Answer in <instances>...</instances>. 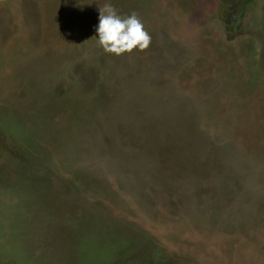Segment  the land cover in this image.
I'll list each match as a JSON object with an SVG mask.
<instances>
[{"label":"rangeland","instance_id":"374dc122","mask_svg":"<svg viewBox=\"0 0 264 264\" xmlns=\"http://www.w3.org/2000/svg\"><path fill=\"white\" fill-rule=\"evenodd\" d=\"M0 264H264V0H0Z\"/></svg>","mask_w":264,"mask_h":264},{"label":"clouds","instance_id":"9594fccd","mask_svg":"<svg viewBox=\"0 0 264 264\" xmlns=\"http://www.w3.org/2000/svg\"><path fill=\"white\" fill-rule=\"evenodd\" d=\"M94 31L97 45L106 53L117 56L131 53L133 49L144 50L151 42L150 35L135 13L121 16L111 3L99 8Z\"/></svg>","mask_w":264,"mask_h":264}]
</instances>
